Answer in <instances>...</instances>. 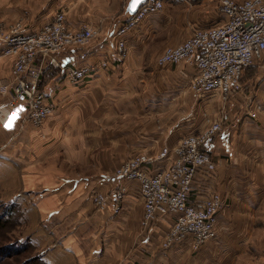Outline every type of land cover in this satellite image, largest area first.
Instances as JSON below:
<instances>
[{
	"label": "crops",
	"instance_id": "crops-1",
	"mask_svg": "<svg viewBox=\"0 0 264 264\" xmlns=\"http://www.w3.org/2000/svg\"><path fill=\"white\" fill-rule=\"evenodd\" d=\"M84 1L47 0L26 26L37 31L64 12L73 30L93 19L101 30L89 46L56 54L58 66H45L39 87L53 114L34 128L23 102L15 112L0 110V178L9 179V201L23 212L45 264H264V58L243 72V89L228 102L200 96L190 89L194 67H159L157 59L168 46L214 26L203 24L213 19L218 0H167L164 11L126 34L125 60L117 57L116 33L130 0H94L90 11ZM19 11L0 7V18L13 19ZM3 49L0 44V86L9 81L13 63ZM85 66L92 73L71 84L67 71ZM4 101L0 94V105ZM13 113L17 119L6 129ZM213 124L221 131L204 150L216 169L198 172L190 199L202 204L212 193L221 196L218 236L198 251L191 239L163 250L174 218H159L142 236L140 184L118 178L116 170L139 155L156 157ZM170 165L157 161L148 171ZM121 187L126 192L118 202ZM93 194L106 195L108 206L99 209Z\"/></svg>",
	"mask_w": 264,
	"mask_h": 264
},
{
	"label": "built area",
	"instance_id": "built-area-1",
	"mask_svg": "<svg viewBox=\"0 0 264 264\" xmlns=\"http://www.w3.org/2000/svg\"><path fill=\"white\" fill-rule=\"evenodd\" d=\"M167 0H147L131 18L118 29L117 57L128 56L126 34L139 26L146 18L165 10ZM223 23L207 29H198L184 42L167 47L158 57L157 65L187 64L194 67L195 75L190 89L200 96L219 95L228 102L243 89L241 76L264 58V0H220ZM101 30L81 27L72 30L64 12H58L51 24L30 32L21 23H0V44L3 54L13 59L11 76L0 86L5 101L0 110L17 111L23 102L27 108V122L40 128L53 114L54 108L40 91V80L47 64L58 66L54 56L66 48H85ZM39 65H36L37 61ZM103 67H107L103 63ZM92 73L89 66L69 69L67 80L77 85ZM254 116V115H253ZM221 131L220 124L182 139L174 148H163L156 157L139 155L124 162L116 176L126 182L137 181L144 200V216L141 221L145 236L161 217L172 216L170 231L161 242L163 250L191 239L192 248L200 250L218 236V216L223 200L218 193L209 195L202 204L192 203L194 180L201 169L213 172L216 164L204 146ZM171 160L169 168L155 174L148 167L157 161ZM126 190L115 192L121 202ZM94 204L99 209L108 206L104 194H94ZM120 207L115 208L118 213Z\"/></svg>",
	"mask_w": 264,
	"mask_h": 264
},
{
	"label": "rangeland",
	"instance_id": "rangeland-1",
	"mask_svg": "<svg viewBox=\"0 0 264 264\" xmlns=\"http://www.w3.org/2000/svg\"><path fill=\"white\" fill-rule=\"evenodd\" d=\"M46 2L47 0H0V7L6 9H21V11L16 13L17 16L15 18L7 20L6 18H4V20L0 18V23L8 26L10 24L21 23L26 28L32 21H36L34 15L39 14V11L43 9V5ZM84 4H86V10L90 11L94 7V0L84 1ZM219 8L220 0L214 1L211 8L212 11H214L213 19L206 21L203 24L204 27L206 25L210 26L223 23L224 20L220 14ZM91 21L92 22H88V24L83 27L98 28L94 27V19ZM30 125L37 128L32 124ZM11 189L9 179L2 180L0 178V264H45L42 252L38 250L32 242V236L30 234L31 228L26 226L23 220V212L9 201L11 198ZM1 190H4L3 193ZM93 197L94 194L92 200Z\"/></svg>",
	"mask_w": 264,
	"mask_h": 264
},
{
	"label": "water",
	"instance_id": "water-1",
	"mask_svg": "<svg viewBox=\"0 0 264 264\" xmlns=\"http://www.w3.org/2000/svg\"><path fill=\"white\" fill-rule=\"evenodd\" d=\"M147 2V0H140V3L136 5L135 11L132 10V0H130L126 11V20L131 19L137 12L138 10Z\"/></svg>",
	"mask_w": 264,
	"mask_h": 264
},
{
	"label": "snow or ice",
	"instance_id": "snow-or-ice-1",
	"mask_svg": "<svg viewBox=\"0 0 264 264\" xmlns=\"http://www.w3.org/2000/svg\"><path fill=\"white\" fill-rule=\"evenodd\" d=\"M140 3V0H132V10L135 11L136 5ZM17 119V114L13 113L12 117L8 120V122L4 125L6 129H11L13 123Z\"/></svg>",
	"mask_w": 264,
	"mask_h": 264
}]
</instances>
